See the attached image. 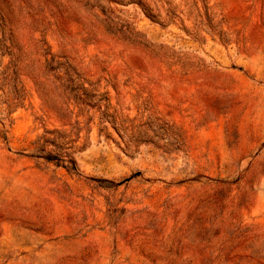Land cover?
Wrapping results in <instances>:
<instances>
[{
    "label": "rangeland",
    "instance_id": "1",
    "mask_svg": "<svg viewBox=\"0 0 264 264\" xmlns=\"http://www.w3.org/2000/svg\"><path fill=\"white\" fill-rule=\"evenodd\" d=\"M0 264H264V0H0Z\"/></svg>",
    "mask_w": 264,
    "mask_h": 264
}]
</instances>
